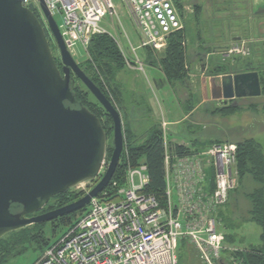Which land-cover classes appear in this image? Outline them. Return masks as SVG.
<instances>
[{
	"label": "built area",
	"instance_id": "obj_1",
	"mask_svg": "<svg viewBox=\"0 0 264 264\" xmlns=\"http://www.w3.org/2000/svg\"><path fill=\"white\" fill-rule=\"evenodd\" d=\"M44 1L53 17H60L57 24L72 55L79 46L87 51L95 35L108 33L101 23L110 18L115 25L119 2L138 29L139 44H131L133 52H127L108 34L132 69L144 70L138 49L164 50L170 34L183 28L175 0ZM30 4L49 26L40 0H25L26 6ZM245 43L237 41L224 55H248ZM55 45L58 49L56 41ZM168 126L162 120L166 204L161 205L154 194L145 191L149 183L147 163L129 165L125 184L118 186L117 180L112 183L117 188L115 195L111 198L103 190V195L93 197L88 210L32 264H179L182 238L191 243L201 264H245L244 258L235 253L246 250L230 246L226 233L219 229L220 210L236 188L237 144L216 141L199 152L177 154L170 148ZM109 161L104 160L96 184L106 173Z\"/></svg>",
	"mask_w": 264,
	"mask_h": 264
},
{
	"label": "water",
	"instance_id": "obj_2",
	"mask_svg": "<svg viewBox=\"0 0 264 264\" xmlns=\"http://www.w3.org/2000/svg\"><path fill=\"white\" fill-rule=\"evenodd\" d=\"M63 67L33 4L0 0V238L87 206L110 183L125 147L119 110L67 49L58 24L40 0ZM113 119V152L100 181L82 198L41 212L50 200L95 180L106 159L101 119L72 90V74ZM211 83L213 91L211 92ZM208 85L221 105L262 96L257 71L225 73Z\"/></svg>",
	"mask_w": 264,
	"mask_h": 264
},
{
	"label": "rangeland",
	"instance_id": "obj_3",
	"mask_svg": "<svg viewBox=\"0 0 264 264\" xmlns=\"http://www.w3.org/2000/svg\"><path fill=\"white\" fill-rule=\"evenodd\" d=\"M252 2V0H185L183 1L184 5L183 8H181L182 10L177 7L181 15L183 27L186 30L188 55L190 56V61H192L193 68L198 67L199 69L200 67V64L195 65L193 62L196 48H198V50L200 48L204 52L207 50L214 52V57L211 58L212 62L206 74H214L211 70L214 68V65L218 63H222L221 66L223 68H220L221 72H233V74L242 73V71H250L248 70L250 68H264V63L260 62L259 64H255L256 61H254L256 53L257 55H260V58L264 61V44H262L264 31L260 32L258 28L256 36L253 34L254 29L259 25L252 20ZM118 4L119 16H115V25L112 24L110 18H106L101 25L108 31V33L122 43L127 52H133L131 44L135 46L139 44L138 29L126 9L119 2ZM240 5L245 7L244 11L239 9ZM55 20L58 24L61 23V19L58 15L55 17ZM228 24L231 29L226 30V25ZM236 27L240 29L249 28L248 35H250V37L247 39L249 42H244L249 48V54L246 56H242V54L233 55L231 59L230 57L225 56L224 52L236 43L229 37V34H236ZM126 34L128 35V38ZM79 47V50H77L73 56L79 64H84L89 55L86 50L81 46ZM194 47L196 48L194 49ZM54 53L59 58L60 54L57 47ZM163 53V50L158 51L151 49L146 51L138 49L137 55L139 60L144 64V70L132 69L129 66H126L125 68L122 67V69L116 70L115 84L113 81H103L105 91L108 93L111 101L122 116L125 142L128 137H130V140L137 141L146 137L149 132L146 127H149L150 129L154 123L161 121V116L165 114L167 115L170 106H178L175 99H163L159 95L163 92L162 90H158L157 88L152 89L151 87H153V84L150 83L151 85H149L146 83H149L155 74H159V71L155 70V68H161L159 61L162 58ZM131 55L133 56V54ZM154 59L158 62L157 66H152L151 64V61ZM248 59L249 61H252L251 64H249V61L246 62ZM83 69L90 76H94L93 73H96V71L99 72L97 67L94 68L95 70H88L86 67H83ZM190 73L192 72H189V74ZM216 73L220 72L217 71ZM189 74L184 83H181L180 85V82H178L179 89L176 91L178 94L177 97L185 109L195 105L190 103V97H193L196 103L207 97L205 92H193L192 88L194 87L193 83H195V79H193L194 76L190 77ZM77 86L80 91V96L89 107L99 113L102 122L107 128L108 144L106 158L108 157V160H110L113 151V120L107 115L104 107L80 80L77 82ZM148 89L149 92H152L151 100L155 103V106L157 105L159 112L154 115L152 120L138 121L141 120V118H145L143 112L138 108H134L136 111L133 112L132 107L134 105L145 106L147 101L146 92ZM166 90L167 92H174L168 88H166ZM242 101L248 102L244 103L246 104L244 105V109H247L246 111L225 117L221 114L222 109L219 102L217 100H208L204 103V106H201L197 110V118H193L194 121L198 119L203 122V126L199 125L196 128L197 131L200 130L199 132H201L204 128H207L208 132L217 135L215 139L234 142L253 137L262 144L264 150V95L262 94V96L254 99H242L241 102ZM254 104L257 105V110L253 108ZM186 124H188V121H186ZM202 127L204 128L202 129ZM177 128L176 125L169 124V140L182 137V133H180V131L177 132ZM222 130L226 132L224 136ZM95 184V180H90L84 182L83 185L79 184L69 190L84 195L94 187ZM257 186L258 184L254 181L253 176L246 175L241 181L237 178L236 188L231 194L229 203L223 209L224 220L221 223L222 225L219 226V229H223L227 234L235 235L233 238L235 247L248 248L251 245L257 246L261 243V227L257 223L250 221L252 216V201L249 198V194L252 193ZM107 194L111 196L109 192H107ZM114 194L115 193L112 195ZM79 216H76L75 220ZM39 224L44 225V227L39 229L42 226L36 227L35 224L28 226V229L36 234L32 241L23 238L15 244L11 243V250H13L12 255L14 257L10 259L8 264H32V262L46 250L48 245L44 242L52 243L69 226L68 224L65 226H62V224L56 226L52 221ZM17 234L18 232L5 235L6 237L0 242V246L4 241H9L11 239L15 240ZM229 245L234 246L232 242H229ZM21 249H25L24 253L18 255V251ZM179 255L182 258L181 264H201L200 259L198 261L191 243L189 242L187 245L179 249Z\"/></svg>",
	"mask_w": 264,
	"mask_h": 264
},
{
	"label": "trees",
	"instance_id": "obj_4",
	"mask_svg": "<svg viewBox=\"0 0 264 264\" xmlns=\"http://www.w3.org/2000/svg\"><path fill=\"white\" fill-rule=\"evenodd\" d=\"M175 2L177 7L182 10L181 8H183L184 3L178 0H175ZM186 37V30L184 29V27L170 34L167 41V47L163 50L164 53L159 61L162 68L161 70L163 71L167 80L172 84L178 82L184 83V81L187 80L189 72L191 71L189 67L192 65V61H190L189 59L190 56L188 55ZM143 50L148 51L151 50V48H144ZM87 53L89 55L87 60L84 62V64L79 65L82 69L83 67H86L88 70H93L95 67H97V70L99 72H94V76L88 75L84 69L83 71L96 83L97 86L101 88L105 95L110 99L108 93L103 87V81H113V83L115 84L116 70L122 69V67L125 68L127 66L125 58L113 37L108 33L95 35L87 48ZM55 58L57 63L59 64V60H57V57ZM157 63L158 62L156 61V59L151 61L152 66H157ZM221 65L222 63L214 65V68L211 70V72H214V74L216 75L224 73L220 70V68H223ZM248 70H259V68H250ZM217 71H219L220 73H216ZM78 81L79 78L76 75L75 77H72L71 87L76 95L77 100L80 103L85 104L93 113H95L101 119L99 113L89 107L87 103L83 100V98L80 96V91L77 86ZM260 81L263 87L262 94L264 95V71L260 72ZM220 107L222 109L221 114L224 116H230L235 112L239 111L241 108L240 105L238 106L233 104L221 105ZM253 108L257 110V105L254 104ZM107 115L111 117L109 113H107ZM103 126L108 134L107 128L104 123ZM148 131L149 132L147 133L146 137H143L138 141L130 140V137L127 138V141L125 142V149L122 153V157L116 168L113 178L104 189L105 192H109L111 194V196L108 195L109 197L112 198V196L115 195L112 194L116 193L117 191V188H113L112 186L114 180L118 181V186H123L125 184L126 172L129 165L138 166L141 162H146L148 165L149 183L146 186L145 191L154 194L160 201L161 205L166 204L167 197L165 194V148L163 144V132L161 124L159 122L154 123ZM236 144L238 146V179L241 181V179L245 178L246 175H250L253 176L254 181L258 184V186L253 190V192L249 194V198L252 201V216L250 221L257 223L261 227V243L257 246L251 245L250 247L245 248L246 251L236 252L235 254L240 257H243L245 264H264V150L262 144L253 137L245 138L239 142H236ZM170 146L171 151L176 152L177 154H184L189 151V149L183 144L171 143ZM108 159L109 158L107 157V160ZM103 194L104 192L101 193V195ZM84 195L82 193H76L67 190L61 194L54 196L41 212H46L64 206L82 198ZM87 210L88 206H85L70 214L60 216L52 220V222H54L56 226L60 224H62V226H65L67 224L71 226ZM219 215L223 221V209L220 210ZM76 216L79 217H77V219L75 220ZM35 226H42L39 229H42L44 227V225L42 224H35ZM17 232L18 234L15 240L11 239L9 241H4V243H1L0 264H8L10 259L14 257L12 255L13 250H11V243L15 244L16 242L21 241L23 238L32 241L36 235L31 230H29L28 227L24 228L23 230L14 231L11 233L13 234ZM234 236V234L226 233V241L235 243L233 241ZM5 237L6 236L0 238V242ZM188 242V239L182 238L180 240L179 249L187 245ZM44 243H46V245L48 246L51 244L46 241ZM24 250L25 249L19 250L18 255H22L24 253ZM193 251L195 252L199 261L198 254L196 253L194 248ZM181 260L182 258L179 255V264H181Z\"/></svg>",
	"mask_w": 264,
	"mask_h": 264
},
{
	"label": "crops",
	"instance_id": "obj_5",
	"mask_svg": "<svg viewBox=\"0 0 264 264\" xmlns=\"http://www.w3.org/2000/svg\"><path fill=\"white\" fill-rule=\"evenodd\" d=\"M261 31L262 30H260V32ZM232 40H234V39H232ZM195 48L196 47H194V49ZM213 53L214 52L210 51V50H207L204 52L200 48H199V50H198V48L195 49V56H194L193 62L195 65L200 64V67H199V69L197 66H195L197 68H193V65H191L189 67L191 70L190 72H192L189 75H190V77L194 76L193 79H195V83H193L194 87L192 88V90H193V92H197V93L205 92L207 94V97L205 99H203L202 101L197 102V103L194 101L193 97H190V99L192 101V102L190 101V103L195 104V105H192V107H190V108L185 109L183 107V105H181L182 103L178 99V97H177L178 94L176 92L179 89L178 83H174V84L170 83L167 80V78L164 75L161 68L159 69L158 67H156L155 70H158L159 74H155L151 78V81L149 83L146 82L149 85H151L150 83L153 84V87H151L152 89L157 88L158 90H162L163 92H161L159 95L163 99H171V100L175 99V101L177 102L178 106L177 107H175L173 105L170 106L168 109L167 115L165 114V115L161 116L160 120L161 121L165 120L169 124L176 125L178 127L177 132L180 131V133H182V137L178 138V139H172L171 142L185 145L189 149V151L186 153L199 152V151L203 150L204 148H206L207 146L211 145L213 142L223 141L222 139H215L217 135L212 134V132H208L207 128H204L205 125H204V127H202V129L203 128L204 129L201 132H199L200 130L197 131L196 128L199 125L203 126V122L198 120V119L196 121L193 120V118L194 119L197 118L196 112L201 106H204L205 102H207L208 100H216V99H209V97H208L209 81L211 83L212 80L216 79L217 77H220L222 74H225V73H222L219 75L206 74V72H207V70H208V68L212 62L211 58L214 57ZM219 53H221V52H219ZM249 62H251V60ZM242 72H245V71H242ZM247 72H249V71H247ZM227 73H233V72H227ZM199 82H201V83H199ZM180 85H181V83H180ZM199 86H200V89H199ZM166 88L171 89L174 92H167ZM212 91H213V87H212V83H211V92ZM146 94H147V101H146L145 106L144 105H139V106L134 105L132 107L133 112L136 111L134 108H138L141 110V112H143V115L145 118H141V120H138V121L152 120L154 115L157 112H159L157 105L155 106V103L151 100L152 99L151 98L152 92H149V89H148ZM191 95H193V94H191ZM242 99L248 100V99H252V98H240V99H235V100L229 101L228 104H233V105H238V106L240 105V107H241L240 110L235 112L234 114L247 110V109H244V107H245L244 105H246L244 103H248V102H246V101L241 102ZM163 105H164V103H163ZM205 105H208V104H205ZM232 115H230V116H232ZM166 116H168V117H166ZM161 121H158V122L161 124ZM186 121H188V124H186ZM146 129L149 130V127H146ZM222 132H223V136H224L226 134V132L224 130H222ZM231 142H234V141H231ZM234 143H236V142H234ZM212 177H214V174ZM221 222H223L222 219H221ZM233 245H234V243H233ZM238 248H241V247H238ZM242 249H245V248H242Z\"/></svg>",
	"mask_w": 264,
	"mask_h": 264
},
{
	"label": "flooded vegetation",
	"instance_id": "obj_6",
	"mask_svg": "<svg viewBox=\"0 0 264 264\" xmlns=\"http://www.w3.org/2000/svg\"><path fill=\"white\" fill-rule=\"evenodd\" d=\"M178 1L183 2L185 0H178ZM252 1H253L252 2V4H253V16H252V20L259 25L253 31V34H255V36H256V34L258 33V28H259V30L264 31V0H252ZM244 8L245 7L243 5H240L239 6V9L242 10V11H244ZM35 13L39 17V15H38V13L36 11H35ZM39 19L41 20V22L43 23V26L45 27V30H46L48 39H49L50 44H51V48H52V50L54 52L55 49H56V45H55V41H54V38H53V34H52L49 26H47L46 23L43 22V20L40 17H39ZM229 29H231V28L229 27V24H228V25H226V30H229ZM248 30H249V28H245V29L237 28V29H235V31H236L235 33L236 34L235 35H233V34L230 35L229 34V37H230V39H234L235 42L241 41V42H246L247 43V42H249L247 39H249V37H250V35H248V32H249ZM262 41H263L262 44H264V38H262ZM54 55H55V53H54ZM55 57H57V56L55 55ZM60 59H61L60 56H59V58L57 57V60H59L58 61L59 62V66H60V68H62L63 67V64H62V61ZM252 60H253V58H252ZM262 60L263 59L260 58V55H257V53H256V55L254 56V61H256L255 64H259L260 62L261 63H264V61H262ZM247 61H249V59L246 60V62ZM251 63H252V61L249 64H251ZM260 70L264 71V68L259 69V70H250V71H257V72H259V75H260V72H261ZM73 76L75 77V74L74 73L72 74V77ZM261 87H262V85H261ZM262 92H263V87H262Z\"/></svg>",
	"mask_w": 264,
	"mask_h": 264
}]
</instances>
